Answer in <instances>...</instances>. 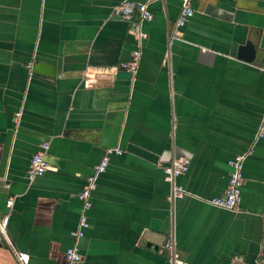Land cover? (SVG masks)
<instances>
[{
	"label": "crops",
	"instance_id": "0c3cea01",
	"mask_svg": "<svg viewBox=\"0 0 264 264\" xmlns=\"http://www.w3.org/2000/svg\"><path fill=\"white\" fill-rule=\"evenodd\" d=\"M124 0H0V218L29 264H68L80 194L106 153L81 264H264V0H152L140 68L119 78L136 49L135 24L112 17ZM145 3L149 0H134ZM255 46L253 62L240 48ZM49 145L48 169L31 159ZM243 166L240 211L209 201ZM190 161L172 200L164 168ZM15 199L12 211L7 207ZM0 264H18L0 242Z\"/></svg>",
	"mask_w": 264,
	"mask_h": 264
},
{
	"label": "built area",
	"instance_id": "2783aa9c",
	"mask_svg": "<svg viewBox=\"0 0 264 264\" xmlns=\"http://www.w3.org/2000/svg\"><path fill=\"white\" fill-rule=\"evenodd\" d=\"M157 1L164 2L166 0ZM151 2L152 0H149L145 3L135 2L134 0H124L120 4L116 5L112 10L113 18L121 19L129 23H136L134 30V35L136 38V49L132 53L131 61L123 63L120 65V67L117 68V70L119 71L129 73L132 78H134L139 71L144 43L149 38V35L143 30V25L145 23H151L155 18L152 10L150 9ZM181 2L182 8L173 32V39L179 38L180 29L185 27L195 14L192 6L193 0H181ZM263 132L264 128L261 129L260 135ZM48 150L49 145L43 144L41 147V151L34 155L31 159L29 168V177L31 179L43 177L46 174L48 169V165L46 162V155L48 153ZM112 154L121 155L122 152L119 149L108 151L100 166L96 168L94 176L89 179L87 185L84 187L80 194V199L83 201V213L79 224V229L73 235L74 245L67 251L68 264H81L82 262L80 242L85 236V230L89 227L87 212L93 207L91 198L93 193L97 190L98 178L107 170ZM250 155L251 153H246L244 155L236 157L229 162L231 172L229 174L227 189L222 196L213 198L209 201V203L213 207L227 210L233 213H238L240 211L242 189L245 183L243 177V166ZM189 165L190 161L188 159L181 158L175 159L169 166L164 168L165 178L173 186L171 195V199L173 201L176 199H182L186 195H188L183 187L177 185V179L188 171ZM14 203V198H10L7 202V207L10 212L14 207ZM10 216L11 214L9 213L0 218V242L5 241L8 243L18 264H29V255L20 253L18 250H16L8 239V225ZM163 249L170 254L171 264H184V261L181 259L176 250L175 241L173 239H169L163 246Z\"/></svg>",
	"mask_w": 264,
	"mask_h": 264
},
{
	"label": "water",
	"instance_id": "95a60500",
	"mask_svg": "<svg viewBox=\"0 0 264 264\" xmlns=\"http://www.w3.org/2000/svg\"><path fill=\"white\" fill-rule=\"evenodd\" d=\"M255 55V46L252 43H248L247 45L240 48V59L246 60L248 62H253ZM118 77L123 79H131L132 76L127 72H119Z\"/></svg>",
	"mask_w": 264,
	"mask_h": 264
}]
</instances>
